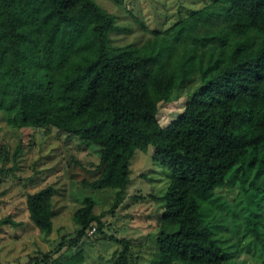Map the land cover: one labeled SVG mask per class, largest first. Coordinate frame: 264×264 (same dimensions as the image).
Returning <instances> with one entry per match:
<instances>
[{"label": "trees", "instance_id": "obj_1", "mask_svg": "<svg viewBox=\"0 0 264 264\" xmlns=\"http://www.w3.org/2000/svg\"><path fill=\"white\" fill-rule=\"evenodd\" d=\"M189 15L139 44L112 47L114 16L95 0H0V112L13 129L52 130L87 148L100 172L87 184L116 190V203L130 160L151 147L168 178L157 264H227L246 236L260 244L264 264V210L252 209L253 193L264 192V0H215ZM195 83L162 127L158 105ZM230 182L237 191L226 198ZM53 195L48 186L26 197L42 234L53 228ZM243 198L246 233L227 251L221 211ZM73 218L74 238L33 264L83 263L73 250L104 225L90 198ZM100 236L122 247L110 264H131L128 242Z\"/></svg>", "mask_w": 264, "mask_h": 264}, {"label": "rangeland", "instance_id": "obj_2", "mask_svg": "<svg viewBox=\"0 0 264 264\" xmlns=\"http://www.w3.org/2000/svg\"><path fill=\"white\" fill-rule=\"evenodd\" d=\"M215 0H95L114 16L115 28L110 35L112 47L136 45L162 32L175 22L189 17L191 11L204 8ZM200 83L177 91L170 102L158 105V121L169 125L182 111L185 103L199 89ZM153 149L137 151L129 163V181L116 203L117 191L92 188L98 172V159L87 148L67 141L52 130L13 129L0 112V264H33L35 259L52 252L61 242L73 239L78 225L73 218L84 199L93 201V214L103 223L102 234L123 239L130 245L131 264H157L156 234L163 211L160 200L168 178L165 168L152 161ZM48 186L54 189L53 228L39 233L28 218L26 197ZM231 189V191H226ZM230 182L221 195L231 198L236 192ZM238 208H225V220L218 226L227 227L218 236L227 251H233L239 237L246 233ZM252 209L264 210V192L253 193ZM236 215H235V214ZM234 214V215H233ZM258 228H262L260 225ZM88 230L74 253L82 250V264H110L122 247L108 238ZM96 236V240L94 237ZM240 257L227 264H261L260 244L250 236L243 237ZM66 248L62 250L65 251ZM173 264H182L175 262Z\"/></svg>", "mask_w": 264, "mask_h": 264}, {"label": "built area", "instance_id": "obj_3", "mask_svg": "<svg viewBox=\"0 0 264 264\" xmlns=\"http://www.w3.org/2000/svg\"><path fill=\"white\" fill-rule=\"evenodd\" d=\"M92 230H93V232H91V234L94 233V231H95L94 229H92ZM92 230H91V231H92Z\"/></svg>", "mask_w": 264, "mask_h": 264}, {"label": "crops", "instance_id": "obj_4", "mask_svg": "<svg viewBox=\"0 0 264 264\" xmlns=\"http://www.w3.org/2000/svg\"><path fill=\"white\" fill-rule=\"evenodd\" d=\"M36 229V228H35Z\"/></svg>", "mask_w": 264, "mask_h": 264}]
</instances>
